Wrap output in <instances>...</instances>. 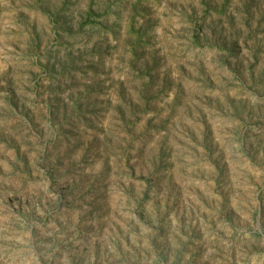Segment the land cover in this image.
Here are the masks:
<instances>
[{
    "label": "rangeland",
    "instance_id": "1",
    "mask_svg": "<svg viewBox=\"0 0 264 264\" xmlns=\"http://www.w3.org/2000/svg\"><path fill=\"white\" fill-rule=\"evenodd\" d=\"M0 264H264V0H0Z\"/></svg>",
    "mask_w": 264,
    "mask_h": 264
}]
</instances>
